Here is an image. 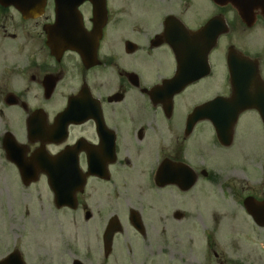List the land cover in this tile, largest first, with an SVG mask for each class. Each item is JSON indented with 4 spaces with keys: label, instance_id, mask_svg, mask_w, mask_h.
<instances>
[{
    "label": "flooded vegetation",
    "instance_id": "flooded-vegetation-1",
    "mask_svg": "<svg viewBox=\"0 0 264 264\" xmlns=\"http://www.w3.org/2000/svg\"><path fill=\"white\" fill-rule=\"evenodd\" d=\"M14 1H0V178L6 189L8 169L11 183L35 194V203L27 193L11 199L16 234L30 237L28 226L49 224L58 248L26 241L25 254L15 245L0 264H156L172 257L174 221L185 218L188 197L197 202L203 180L211 194L224 186L264 198V0H205L204 15L196 0H82L72 14H59L58 4L76 0H44L33 15L20 8L38 2ZM249 34L261 37L260 47H237ZM220 43L227 74L220 90L185 98L215 72L209 56ZM230 53L252 61L254 103L238 113L225 145L218 130L225 135L240 106L230 100ZM205 61L209 75L183 86ZM204 104V119L193 123ZM249 113L257 127L241 134L242 158L260 174L219 177L207 160H228ZM11 253L19 258L7 259ZM213 256L205 264H227Z\"/></svg>",
    "mask_w": 264,
    "mask_h": 264
},
{
    "label": "rangeland",
    "instance_id": "rangeland-1",
    "mask_svg": "<svg viewBox=\"0 0 264 264\" xmlns=\"http://www.w3.org/2000/svg\"><path fill=\"white\" fill-rule=\"evenodd\" d=\"M196 3L201 8V15L208 13L205 0H196ZM260 43L259 35L249 34L245 40L237 41L236 46L257 49L260 47ZM223 56L224 52L220 43L218 49L214 48L213 53L209 56V60L217 64L215 72L189 88L187 93H184L185 98L201 101L204 97L220 90L221 78L226 77L224 71L221 74L220 63L223 61ZM238 125L234 144L225 154L228 160L219 163L218 166L207 160L206 167H213L218 171L219 176L225 175L234 178L243 175L250 180L256 179L262 168L253 160L244 161L242 152L245 151L246 145L241 142V134L242 132L246 133L244 132L246 127H254L256 124L249 113L243 116ZM3 173L4 185H9L5 189L0 178V257L9 253L15 245L19 246V249L25 254L24 242L26 241H30L31 244H52L58 248L57 230L52 225L28 226L30 237L23 238L16 234L19 233L16 228H21L18 226V215H8L9 205H14L11 199L27 193L25 199L31 203L34 202L31 199L35 194L28 196L33 190L23 191L16 186L17 183H11L13 179L9 176L8 169ZM202 182L199 187L201 195L197 202H191L188 197L185 218L174 221L175 251H173L172 257L163 254L156 264H205L208 260H214V252L218 254L219 258L225 259L227 264H264V229L255 224L250 215L246 213L242 203L244 192L241 191L240 195L235 196L228 193L223 186V189L214 187L213 194H211L209 193L211 186L204 180ZM10 222L14 223L16 228L10 226ZM83 241L82 236L79 237L80 247ZM180 253H183V256ZM189 256L190 260L187 259ZM204 257L208 259H204Z\"/></svg>",
    "mask_w": 264,
    "mask_h": 264
},
{
    "label": "water",
    "instance_id": "water-1",
    "mask_svg": "<svg viewBox=\"0 0 264 264\" xmlns=\"http://www.w3.org/2000/svg\"><path fill=\"white\" fill-rule=\"evenodd\" d=\"M43 3H44V0H41ZM42 6V5H41ZM72 7H76V4L75 3H68L67 5H64V9L68 10L69 13H73L74 12V8ZM20 11L24 14H30L32 15V11L33 9L32 8H28V7H22V9H20ZM236 92H238V95H241L240 98H243L244 99V96L247 94V92L245 90L248 89V85H245V84H241V85H238L236 86ZM236 95V94H235ZM203 107L199 108V109H202ZM200 114V113H198ZM263 116H264V113H263ZM244 205H245V208H246V211L247 213H249L254 221L261 225V226H264V202H257L255 201V199L252 197V198H245L244 199ZM109 244L111 243L110 242V239L108 240ZM76 264H82L80 263L79 261L76 263Z\"/></svg>",
    "mask_w": 264,
    "mask_h": 264
}]
</instances>
